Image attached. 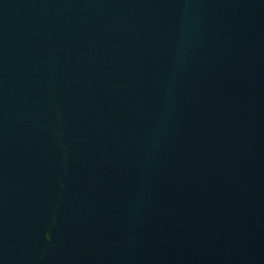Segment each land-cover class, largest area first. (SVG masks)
Listing matches in <instances>:
<instances>
[{
  "label": "water",
  "instance_id": "95a60500",
  "mask_svg": "<svg viewBox=\"0 0 264 264\" xmlns=\"http://www.w3.org/2000/svg\"><path fill=\"white\" fill-rule=\"evenodd\" d=\"M0 264H264V0H0Z\"/></svg>",
  "mask_w": 264,
  "mask_h": 264
}]
</instances>
